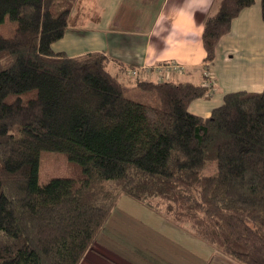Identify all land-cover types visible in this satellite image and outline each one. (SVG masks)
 Returning <instances> with one entry per match:
<instances>
[{
    "label": "trees",
    "instance_id": "1",
    "mask_svg": "<svg viewBox=\"0 0 264 264\" xmlns=\"http://www.w3.org/2000/svg\"><path fill=\"white\" fill-rule=\"evenodd\" d=\"M76 1L0 0V25L17 24L0 35V264H80L121 192L152 209L162 199L217 250L264 264V89L227 93L208 117L189 110L208 92L191 81H139L159 104L136 100L105 54L53 50ZM254 3L219 0L205 61ZM44 151L66 153L78 175L40 182Z\"/></svg>",
    "mask_w": 264,
    "mask_h": 264
},
{
    "label": "crops",
    "instance_id": "2",
    "mask_svg": "<svg viewBox=\"0 0 264 264\" xmlns=\"http://www.w3.org/2000/svg\"><path fill=\"white\" fill-rule=\"evenodd\" d=\"M217 1L77 0L66 33L61 40L53 44V50L70 57L93 52L105 54L109 57V71L124 83L126 89H138L139 81L158 82L160 73L155 68L157 65L165 64L166 61L178 63L184 67V71H170L166 81H191L209 89L210 92L193 100L189 105L191 113L208 117L214 108L223 103L227 93L241 90L259 92L264 89V75L250 77L249 84H244L246 81L241 79L223 83L219 75L221 77L228 72H237L227 70L225 73L218 64L219 60L223 64H230L239 55L242 45H249L250 48L245 51L247 54H252L253 49H256L252 42L244 41H252V38H255L251 29L261 26L258 20L264 23L261 0L260 3L255 2L245 8L233 20L231 30L221 37L216 47L215 60L209 65L213 74V85L210 88L206 86L207 62L202 33L204 21L216 9ZM259 54L264 55L262 48L258 50ZM198 67L203 68V71H199L197 78L194 72H197ZM131 69H137V74L131 75ZM248 72L251 73V69ZM202 98L218 103L207 110L206 113L209 114H202L203 112L192 107L196 100ZM127 205L133 206L134 203L130 201ZM113 210L93 247L87 251L80 264H154L153 260L147 262L138 256L143 253L138 249L140 243L127 231L139 230L124 226L118 217L115 220ZM153 210L160 221L153 227L139 229L145 230V234L158 237L160 242L174 240L175 233L177 238L179 223L170 220L160 209ZM125 217L131 221L130 217ZM159 227L162 231H170V237L160 235ZM175 243L177 242L163 243L165 247H160L166 253L161 257L162 264H179V253L174 249L179 246H175ZM175 259L178 262H175ZM157 261L158 256L155 264Z\"/></svg>",
    "mask_w": 264,
    "mask_h": 264
},
{
    "label": "rangeland",
    "instance_id": "3",
    "mask_svg": "<svg viewBox=\"0 0 264 264\" xmlns=\"http://www.w3.org/2000/svg\"><path fill=\"white\" fill-rule=\"evenodd\" d=\"M255 2L260 3L259 0H256ZM218 3L219 0L217 1L216 4ZM217 8L218 6L216 7L215 10H217ZM258 22L260 23L261 26L257 28L253 27V29H251L252 33H254L255 38L253 37L252 41H246V40L244 41L247 43L252 42V44H254L253 47H256V49H253L252 54L245 53V51H247L248 48H250L248 47L249 45H242L243 47L241 48L239 55L230 64H223L220 60L218 61V64L222 67L223 72L226 73L227 70L237 72V73L228 72L226 75H223L221 77L219 75V78L223 81V83L241 79L242 81H246V83L244 84H249L250 77L257 78L264 75V55L261 54L258 55L259 49L262 48L264 52V23L261 22L260 20H258ZM16 25L17 24L14 21H12L9 17H7L5 22L0 25V35L5 37L12 36L15 33ZM249 30L250 28L248 29V31ZM166 62L165 64L157 65L155 68L159 72L164 73V71L174 70L172 68L168 69L167 67L169 65L178 64L171 61H166ZM213 62L214 61L210 63L207 62L206 72H211V68H209V65ZM250 69H251V73L248 72ZM201 70L203 71V68L198 67L197 72L193 71L194 73H196L197 78L199 77V71ZM210 78L213 81V76H210L208 78L206 76L207 81ZM208 92H210L209 89ZM127 93L136 100H140L149 105L157 106L159 104V99H157L158 97L154 92L151 93L149 91H143L142 89L137 90L136 88H133L127 90ZM205 99L206 98L196 100L194 104H192L193 105L192 107L197 109L199 112H203L202 114L206 115L209 114L206 113L207 110L209 108H213L218 103L217 102L213 103V101H206ZM200 108H202V110ZM40 160L41 162L39 169V178H40V182L42 183L48 182L50 179L55 177L69 176L70 172L73 173L75 176L78 175L77 166L69 161V158L64 152L44 151L41 154ZM115 187L117 188V185L113 182H109L106 184L103 183L102 187L100 186V188H102L105 192H109L111 194L117 192L116 190L118 189L115 190ZM130 201L134 203L133 206L127 205V202ZM154 204L160 206L158 207V209L166 213L167 211L166 202H164L162 199H158L155 200ZM114 208H113L114 210L113 209L112 210L115 213V215L113 216L115 220L116 217H118L119 221L124 226L135 227L136 229L139 230L136 232L134 231L135 233L129 230L127 231L129 232V234L133 239L137 240L138 243H140L138 249L141 250L143 253L138 256H140L143 259H146L147 262L149 260H153L155 264L156 257L158 256L157 264H162L161 257L165 256L166 253L160 247L161 246L165 247L163 243L171 244L174 241H176L177 243H175V246H179V248H174V249H176V252L179 253V264H243L238 260L233 259L227 256L226 254H224L223 252L217 250L218 248L212 245L211 243L201 239V237H199L193 231L190 222L188 223L184 221L182 222L178 221L179 233L177 234V238H176V233L174 234L173 236L174 240H165L163 242H160V239L158 237H155L154 235L151 234H145V230L143 229L140 230L139 227L140 228L153 227L155 224H157V222L160 221L159 217L156 214H154V210L152 208H149L141 201L136 200L125 193L122 192L120 193ZM166 215L169 217L170 220H174L167 213ZM110 216L111 214L109 215V217ZM125 216L130 217L129 220L131 221H128ZM108 219L106 220V222L108 221ZM158 232L160 233V235L164 237H170L171 235L170 231L167 230L162 231L160 227L158 228ZM175 262L178 261L176 260Z\"/></svg>",
    "mask_w": 264,
    "mask_h": 264
},
{
    "label": "built area",
    "instance_id": "4",
    "mask_svg": "<svg viewBox=\"0 0 264 264\" xmlns=\"http://www.w3.org/2000/svg\"><path fill=\"white\" fill-rule=\"evenodd\" d=\"M167 68L168 69L172 68V69H174V71H177V72H182V70H183V66H181L180 64L169 65ZM169 72L170 71H164V73H162V75L159 77V80L162 81V82L166 81V77H167ZM130 73L136 75L137 74V69H131ZM205 75L207 76V78L210 77V76H213V74L211 72H206ZM212 85H213V81L210 78L206 82V86H208L210 88Z\"/></svg>",
    "mask_w": 264,
    "mask_h": 264
}]
</instances>
